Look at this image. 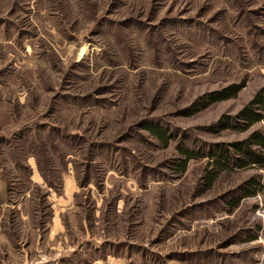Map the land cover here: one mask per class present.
<instances>
[{
    "label": "rangeland",
    "instance_id": "obj_1",
    "mask_svg": "<svg viewBox=\"0 0 264 264\" xmlns=\"http://www.w3.org/2000/svg\"><path fill=\"white\" fill-rule=\"evenodd\" d=\"M262 89L264 0H0V264H264Z\"/></svg>",
    "mask_w": 264,
    "mask_h": 264
},
{
    "label": "trees",
    "instance_id": "obj_2",
    "mask_svg": "<svg viewBox=\"0 0 264 264\" xmlns=\"http://www.w3.org/2000/svg\"><path fill=\"white\" fill-rule=\"evenodd\" d=\"M239 88L240 87H232L231 89L222 91L217 95H212L210 100L220 101L230 99L236 95V93L240 90ZM256 106L260 108L261 112H264V89H262L256 95L250 105L239 115V119L243 121L244 124H246V128L262 120L263 118V115L259 114L256 111L257 109H254ZM145 128L147 132H149L154 138L160 141L164 140L165 135H163L162 130L158 129L155 126H147ZM225 128H229L228 123L227 125H225ZM253 146H257L261 149H264V138L259 134L254 133L245 142L239 145L232 146L236 154L241 156V158L237 159L238 167H243L245 165H264V155L255 153L252 150ZM197 154L198 153L181 151V155L184 156V162L189 159L199 158ZM209 157L211 160L214 159L215 165L218 167H223L224 165L229 163L232 158L231 154H228V152L224 148H218L215 152H210ZM213 179L214 175H210L208 177V183H211ZM244 192H247V190H245ZM236 204L237 202H235L233 206H236Z\"/></svg>",
    "mask_w": 264,
    "mask_h": 264
}]
</instances>
